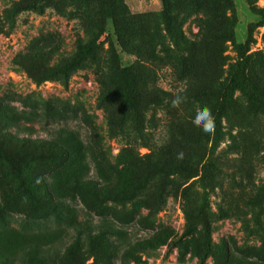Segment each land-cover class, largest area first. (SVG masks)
<instances>
[{"label":"rangeland","instance_id":"obj_1","mask_svg":"<svg viewBox=\"0 0 264 264\" xmlns=\"http://www.w3.org/2000/svg\"><path fill=\"white\" fill-rule=\"evenodd\" d=\"M26 1L0 0V102L13 106L10 112L18 125L14 135L0 125V264H88L93 257L99 264H197L193 247L186 246L179 254L173 240L185 225L177 194L168 193L151 215L141 196L123 202L118 192L112 200L102 192L100 200L90 202L94 211L88 210L76 195L66 192L64 181L71 172L58 167L60 159L50 160L45 152L24 144L27 137H49L48 132L60 125L88 138L89 128L80 119L48 125L39 118L31 122L27 113L31 104L55 116L61 108L83 112L95 129L98 148L115 167L121 148L133 138L111 130L106 109L117 122V99L102 89L88 64L74 68L62 83L35 82L15 62L47 34L57 39L50 63L65 59L89 28L98 33L103 47L115 52L121 67L146 66L147 85L170 93L159 105L148 103L141 120L149 146L137 145L134 150L146 161L156 157L155 148L177 138L176 131L191 130L193 97L199 90L205 89L202 99L208 108L219 102L222 87L244 57L258 102L252 103L249 94L236 87L223 111V138L212 154L220 172L201 192L212 213L207 220L210 249L202 264H264V0H169L189 42L190 72L177 64L182 51L164 50L171 45L160 16L161 0H114L116 15L125 13L135 21L148 16L121 30V46L115 24L105 15V0H37L39 9L19 8ZM221 5L227 20L216 16ZM39 47L46 48L44 43ZM178 93L186 95L187 102L173 108L170 102ZM135 119L130 113L121 122L134 127ZM193 188L202 191L197 181ZM130 209L134 219L122 222ZM138 216L146 221H135ZM164 227L174 236L161 232Z\"/></svg>","mask_w":264,"mask_h":264},{"label":"trees","instance_id":"obj_2","mask_svg":"<svg viewBox=\"0 0 264 264\" xmlns=\"http://www.w3.org/2000/svg\"><path fill=\"white\" fill-rule=\"evenodd\" d=\"M161 1L162 12L160 16L162 17L165 35L171 45V48L166 46L164 50L182 51L181 58L177 59V64L181 67L185 66V70L189 68L190 72L193 65L191 60L189 65L187 64L189 57L186 56L189 52V42L181 32L178 12L174 11L169 0ZM114 7V0H105V15L111 17L115 24L114 33L121 46V30L126 31L127 24L137 25L142 18L146 20L148 16H141L137 21L131 20L130 16L125 13L120 16L116 15ZM19 8L39 9L40 6H37V0H28L21 3ZM217 8L219 11L221 10V13L218 12L216 16H223V6ZM225 10L227 9L225 8ZM224 18L227 20L228 17L224 15ZM55 42L57 39L54 36L41 35L23 54L17 56L15 62L22 66L27 76L35 82L54 79L62 83H66L68 75L74 68L81 64H88L102 89L117 99V122L111 120L114 115L106 109L107 115L110 117L109 124L113 126L111 130H116L120 134L122 132L125 136L133 134V138L129 139L118 153L116 163L119 166L117 168V166L110 164L107 157L98 148L95 129L83 112L68 107L61 108L55 116L43 109L44 113H42L41 110L38 111L31 104L29 111H27L31 122L39 118V120H43V124L48 125L54 122H66L69 119H80L89 128L88 138L83 140L76 130L60 125L56 130L49 128V137H27L26 140L28 141L24 144L31 146L34 150L45 152L50 160L60 159L58 167L67 168L71 172L68 180L64 181L66 192L72 197L76 195L83 208L88 210L94 211L90 202L92 201L93 204L95 200H100L102 192L106 193V199L109 200H112L113 193L118 192L123 202L132 201L136 195L141 196L142 205L147 209V215H151L161 207L168 193L177 194L181 201L185 225L182 232L173 240L179 254H182L186 246L193 247L192 251L197 259V264H202L205 252L210 249L207 220L212 213L209 212V201L206 194H201V192H204V187H209L216 180L217 174L220 172L217 160L212 154L217 150L223 138L221 123L223 111L236 87H240L242 91L248 93L252 103L258 102L254 85L245 73L244 57L237 61L230 79L222 87L219 102L212 105L211 112L215 117L216 125L214 134H205L192 123L189 132L185 130L176 131L175 135L177 136L175 137L177 138L155 148L156 157L146 161L134 150L137 145L149 146L147 143L149 137L144 131L141 120L148 109V103L159 105L166 100V97L170 96V93L156 85H147L149 74L144 72L147 70L146 66L136 64L135 67L134 65L121 67L117 62L115 52L110 47L102 46V40L99 39L98 33L94 29L84 30L82 38L76 41L71 56L50 63L49 54L55 50ZM40 43H44L46 48L39 47ZM138 69H141L142 73ZM204 93L205 89L199 90L193 100L204 105L202 99ZM11 109L13 106L7 103L3 105L0 102L2 117H0V125H3L11 135H14L13 129L18 125L14 120V114L10 112ZM130 113L136 117L133 123L135 126L125 127L121 118ZM198 134L200 140L196 139ZM202 138L205 139L204 142ZM162 153L166 154L162 155ZM179 153H183L182 159H177ZM70 162L73 164L68 165ZM195 164L199 165L198 169L195 168ZM89 169L94 173L92 177L89 175ZM194 176H197L196 181L202 191L193 188V183L196 181H188ZM58 202L59 206H62V201ZM124 213L122 212V215ZM133 219V210L130 209L128 217H123L121 221L130 222ZM135 221L145 222L146 220L144 216L141 218L138 216ZM161 232L171 237L174 236L173 231L166 227L161 229ZM88 264L99 263L93 257Z\"/></svg>","mask_w":264,"mask_h":264},{"label":"clouds","instance_id":"obj_3","mask_svg":"<svg viewBox=\"0 0 264 264\" xmlns=\"http://www.w3.org/2000/svg\"><path fill=\"white\" fill-rule=\"evenodd\" d=\"M187 102V96L182 94H176L171 100V106L173 108H179L182 104ZM194 118L192 123L194 126L201 129L205 134H214L215 132V117L213 116L211 109L206 105H201L199 102H193ZM183 153L177 155V159H182Z\"/></svg>","mask_w":264,"mask_h":264}]
</instances>
